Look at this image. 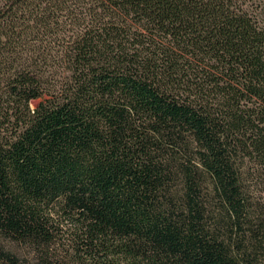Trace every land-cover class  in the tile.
Segmentation results:
<instances>
[{
	"label": "trees",
	"instance_id": "1",
	"mask_svg": "<svg viewBox=\"0 0 264 264\" xmlns=\"http://www.w3.org/2000/svg\"><path fill=\"white\" fill-rule=\"evenodd\" d=\"M2 1L0 264H264V0Z\"/></svg>",
	"mask_w": 264,
	"mask_h": 264
},
{
	"label": "rangeland",
	"instance_id": "2",
	"mask_svg": "<svg viewBox=\"0 0 264 264\" xmlns=\"http://www.w3.org/2000/svg\"><path fill=\"white\" fill-rule=\"evenodd\" d=\"M2 2H3V1L0 0V6H1ZM31 104H32V106L35 105V102H32Z\"/></svg>",
	"mask_w": 264,
	"mask_h": 264
}]
</instances>
